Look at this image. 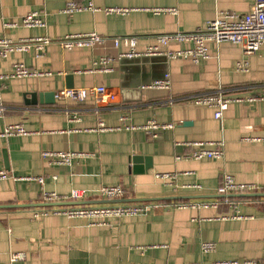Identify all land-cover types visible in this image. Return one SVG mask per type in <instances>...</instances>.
Here are the masks:
<instances>
[{"label":"crops","instance_id":"obj_1","mask_svg":"<svg viewBox=\"0 0 264 264\" xmlns=\"http://www.w3.org/2000/svg\"><path fill=\"white\" fill-rule=\"evenodd\" d=\"M69 2L93 3L98 12L64 14ZM256 0H0V39L18 43L48 37L52 43L29 51H13L0 57V76L16 64L43 73L42 77L0 79L5 114L0 118V171L18 180L0 181V264H247L264 262V197L224 203L216 199L227 173L238 183L256 185L264 194V100L233 103L222 120L214 109L196 106L185 97L225 91L230 96L264 97V47L245 55L237 44L208 42L209 59L166 57L121 58L131 48L115 46L113 39L135 37L136 51L144 53L162 35L195 33L225 11L248 13ZM111 8H127L125 16L107 14ZM156 9H175L155 13ZM44 15L47 28L19 25L26 15ZM17 25V26H13ZM96 33L106 39L93 47L64 49L59 40ZM189 42H171L169 51L187 50ZM39 55V56H38ZM111 58L108 70L99 63ZM247 62L248 71L236 69ZM169 90L152 85L164 75ZM72 79L68 81V78ZM163 79V78H162ZM161 80V79H160ZM103 86L107 95L85 102L58 100L45 106H28L31 93H57L67 89ZM114 95L115 101L108 96ZM78 118V121H74ZM154 119L174 125L157 138L141 130ZM102 121L107 129L98 131ZM8 125H23L25 136L2 137ZM191 142L224 143L222 160L188 158ZM44 151L88 154L71 166L46 165ZM141 161L133 163V158ZM171 174L172 180L158 178ZM44 176L41 185L32 177ZM122 186L125 199H160L158 208L137 216L93 221L33 214L44 207L43 191L68 197L85 190L80 202L102 200V187ZM200 186V189L195 188ZM240 195V194H232ZM218 200V209H176L175 203ZM216 244L202 253L203 243ZM16 255L23 259L13 260Z\"/></svg>","mask_w":264,"mask_h":264},{"label":"built area","instance_id":"obj_2","mask_svg":"<svg viewBox=\"0 0 264 264\" xmlns=\"http://www.w3.org/2000/svg\"><path fill=\"white\" fill-rule=\"evenodd\" d=\"M83 11L98 12L100 9L95 8L93 3L87 5H79L75 2H69L64 7L62 12L64 14H74ZM107 14H115L125 16L131 12V9L127 8H111L105 10ZM175 9H156L155 13H173L176 14ZM26 28H47V23L44 15L39 12H32L23 17L19 24ZM17 26V25H13ZM102 36L93 33L86 35H75L66 37L59 40V44L64 49H73L76 47H93L96 43L105 41ZM115 46L118 47L120 43H124L130 47L131 50L128 53L122 54L121 58L133 59L144 57H166L167 59L177 60L180 58L191 59L195 64L209 59V50L207 47L208 42H215L220 44L223 42L240 45L247 56L255 55L261 51L264 47V0H256L251 10L246 14H237L230 11L221 12L216 19L207 23L203 30L195 33H177L171 35H162L158 38V44L149 47L144 53L136 51L137 39L135 37H122L113 39ZM189 42L193 44V47L187 50L169 51L168 46L171 42ZM52 43L48 37L21 40L18 43L8 40L6 38L0 39V57L6 58L13 51H29L33 45L40 44L38 49ZM39 56V55H38ZM111 58H103L99 62L103 67L102 70H108V66L111 64ZM236 69L241 72L248 71L247 62H238ZM44 74L36 69H30L24 64H16L13 70L5 75H1V80L15 79V78H29V77H42ZM170 77L168 74L163 79L156 81L152 87L157 89L169 90L171 88ZM107 95V89L103 86L91 87L89 89H63L56 93L58 100H71L74 102H85L88 97H101ZM110 101H115L114 95L108 96ZM190 102L196 106H206L214 109V117L217 120H222L225 113L229 109V106L233 103H252L260 100H264V97H242V96H230L225 91L219 90L213 93H200L185 97L184 101ZM5 114V107L0 95V118ZM74 121H78L75 118ZM127 119L123 118V125L120 129H126L127 131L141 130L145 132L151 138H157L161 131L170 130L174 128V125L160 124L156 120L151 119L146 124L141 126H133L126 124ZM107 129L106 125L102 122H98V131ZM28 131L23 125H8L2 137L13 136H25ZM189 147H193L194 151L188 157L193 160L203 159H216L222 160L224 158V143H204V142H191L186 144ZM88 154L75 153V152H51L44 151L42 158L46 165L57 164L64 166H71L73 162L78 158H88ZM158 178L164 180H172L171 174H160ZM13 179L18 180L17 177L5 172L0 171V181ZM27 180H35L41 185L45 183L44 176L32 177ZM200 189V186H195ZM257 187L253 184L238 183L235 178L227 173L222 176V183L218 189L217 194L227 197L232 194H248L256 192ZM98 195L102 200H117L124 199L126 196V190L122 186H108L102 187L98 191ZM87 196L85 190H74L68 197H60L55 192L43 191L42 199L44 203H67V202H80ZM224 203L232 202L229 198L223 199ZM180 205H174L175 208H193V209H218L221 206V202L218 200H202L191 203H179ZM160 207L156 202L153 203H132V204H106V205H74V206H57L54 208H43L42 210L35 212L33 216L35 218L48 216V215H61L67 218H86L96 221H104L111 218L121 219L124 217L137 216L144 212L150 211ZM216 244L213 242L203 243L201 246L202 253H211L215 251ZM18 258L23 259L22 255H16L13 260ZM247 264H264V262H247Z\"/></svg>","mask_w":264,"mask_h":264},{"label":"water","instance_id":"obj_3","mask_svg":"<svg viewBox=\"0 0 264 264\" xmlns=\"http://www.w3.org/2000/svg\"><path fill=\"white\" fill-rule=\"evenodd\" d=\"M165 76V75H164ZM164 76L162 78H164ZM160 78V79H162ZM72 78L69 77L68 81H70ZM158 79V80H160ZM157 80V81H158ZM74 85L72 82L67 83V89H73ZM55 97L56 93H31L29 95V99L26 98L25 103L28 106H45V105H51L55 102ZM133 163H139L141 160L138 158H133ZM256 198V197H264V194H242V195H228L227 197L223 195H217L216 199H224V198ZM160 199H117V200H100L96 201L95 204H100V205H106V204H132V203H153V202H158ZM159 203V202H158ZM89 203L87 202H67V203H44L38 206H44V207H49V206H74V205H87ZM28 205H12V206H0V209H6V208H17V207H27Z\"/></svg>","mask_w":264,"mask_h":264},{"label":"trees","instance_id":"obj_4","mask_svg":"<svg viewBox=\"0 0 264 264\" xmlns=\"http://www.w3.org/2000/svg\"><path fill=\"white\" fill-rule=\"evenodd\" d=\"M229 199H230V201H238V200H242L245 198H229ZM221 200H223V199H221ZM181 202H183V201H181Z\"/></svg>","mask_w":264,"mask_h":264},{"label":"rangeland","instance_id":"obj_5","mask_svg":"<svg viewBox=\"0 0 264 264\" xmlns=\"http://www.w3.org/2000/svg\"><path fill=\"white\" fill-rule=\"evenodd\" d=\"M179 203H183V202H179ZM179 203H175L176 205H180ZM176 209H179V208H176Z\"/></svg>","mask_w":264,"mask_h":264}]
</instances>
